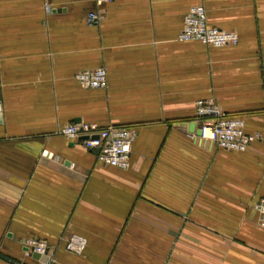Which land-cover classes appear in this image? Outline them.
Instances as JSON below:
<instances>
[{"label":"crops","instance_id":"1","mask_svg":"<svg viewBox=\"0 0 264 264\" xmlns=\"http://www.w3.org/2000/svg\"><path fill=\"white\" fill-rule=\"evenodd\" d=\"M197 5L239 43L181 42ZM98 68L107 89L78 84ZM0 93V264H264V0H0ZM201 100L258 140L193 139L177 125ZM73 123L134 129L130 167L59 134Z\"/></svg>","mask_w":264,"mask_h":264},{"label":"built area","instance_id":"2","mask_svg":"<svg viewBox=\"0 0 264 264\" xmlns=\"http://www.w3.org/2000/svg\"><path fill=\"white\" fill-rule=\"evenodd\" d=\"M115 1L95 0V4L100 8ZM100 19L98 12H90L87 24L98 25ZM179 40L221 48L237 45L239 36L209 26L205 7L197 5L190 8L185 16ZM75 79L85 89L108 88V73L105 68L79 72ZM192 122L196 123L197 130L201 132L200 136L197 133L191 134L193 139L225 151L245 152L259 138L246 132L243 119L227 115L212 100L196 103L195 118ZM59 134L69 140L81 142L92 152L99 150L97 157L103 165L122 170L130 167L133 143L136 139V132L130 127L101 128L88 123H73L61 128ZM254 208L260 215L259 225L264 229V200L259 201ZM24 246L27 252L32 251L39 256L47 255L49 249L45 242L38 240L27 241ZM85 246L84 239L74 236L67 241L66 250L80 254L85 250Z\"/></svg>","mask_w":264,"mask_h":264},{"label":"water","instance_id":"3","mask_svg":"<svg viewBox=\"0 0 264 264\" xmlns=\"http://www.w3.org/2000/svg\"><path fill=\"white\" fill-rule=\"evenodd\" d=\"M2 122V104H1V93H0V124ZM180 129L188 130L191 134L197 133V135H201V132L197 130V125L195 122H192L190 124L183 123L177 125ZM96 153H99V150L96 151Z\"/></svg>","mask_w":264,"mask_h":264}]
</instances>
